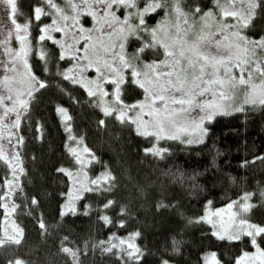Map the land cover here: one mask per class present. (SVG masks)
<instances>
[{
  "label": "trees",
  "instance_id": "16d2710c",
  "mask_svg": "<svg viewBox=\"0 0 264 264\" xmlns=\"http://www.w3.org/2000/svg\"><path fill=\"white\" fill-rule=\"evenodd\" d=\"M137 1L125 3L129 22L137 24L135 33L127 34L124 43L128 77L119 106L130 108L144 95V85L136 84L131 73L139 74L142 61H157L150 49L163 50L160 43L151 41L150 29L179 14L198 19L200 12L193 16L185 8L194 11L196 4L206 3L188 0L184 5L181 0H163L161 7L162 0ZM258 5L243 30L254 37L259 35L264 46V0H258ZM38 6L45 7L44 0H16L14 11L18 20L29 23V62L41 86L30 96L15 134L22 170L18 182L16 178L13 185L8 182L16 186L11 199L14 218L23 226L24 241L19 246L5 245L6 257H22L24 264H72L68 255L59 251L62 244H68L79 246L81 264H121L115 249L103 255L99 247L93 250V242L100 239L120 245L125 264L129 261L126 253L137 246L144 250V258L137 262L133 257L131 264H163L165 259L174 264H198L199 254H204L205 264H236L255 246L264 249V197L259 194V187L264 186V161L252 160L264 153V114L250 116L247 123L239 115L218 116L215 123L206 126L211 132L205 131L202 139L206 135L207 139L200 144L141 133L130 120L105 111L96 88L90 92L67 74L69 58L61 55L57 43L38 37L41 19L34 17ZM118 12L123 14L121 9ZM116 77L117 84L125 78ZM77 154L88 160L79 162ZM213 159L215 167L210 166ZM241 161H248V166ZM79 169L90 179L75 190L73 172ZM178 170L185 177L202 174L196 175L195 181L185 179L181 183L179 177L173 179ZM8 172L0 158V235L1 196ZM225 172L235 176V181L229 183ZM195 182L199 183L192 188ZM245 189H256V195L244 191L242 198L228 202ZM209 195L213 196L214 208L204 207ZM253 200L260 202L253 207ZM161 201L177 203L158 207ZM222 204L231 205L232 218L249 230L228 237L217 235L210 214ZM202 209L207 222L194 219ZM176 247L179 251L174 250ZM208 257L215 262L209 263Z\"/></svg>",
  "mask_w": 264,
  "mask_h": 264
},
{
  "label": "rangeland",
  "instance_id": "374dc122",
  "mask_svg": "<svg viewBox=\"0 0 264 264\" xmlns=\"http://www.w3.org/2000/svg\"><path fill=\"white\" fill-rule=\"evenodd\" d=\"M136 2L44 0L45 7L38 6L34 12L35 19H41L38 37L58 44L61 55L69 58L67 74L90 92L96 88L94 91L105 111L130 120L139 132L156 138L201 140L206 131L205 121L228 104L222 96L236 64L243 67L253 48L261 57L256 67L264 64L262 39L257 40L243 30L244 26L248 27L257 0H243V3L224 0L215 11L200 12L198 19L179 14L177 18L171 16L158 22L150 29V36L163 50L150 49L157 61H142L139 74L131 73L136 84L144 85V88L141 86L144 95L130 108L119 104L123 83L128 77L123 63L124 43L127 34L135 33L137 27L129 22L125 3ZM205 2L206 7L207 0ZM15 6L16 0H0V158L9 168L1 196L0 236L5 239L18 238L20 234L11 199L16 188L11 182L13 185L14 178L18 182L22 170L15 134L30 96L41 86L29 62L30 26L15 17ZM119 9L123 14H119ZM192 21H195L194 26ZM116 74L125 77L119 84L114 79ZM253 89L257 94H264V86L254 84ZM125 91L133 92L131 88ZM62 119L65 120L64 115ZM80 159L88 160L77 154L79 162ZM67 173L72 183V175ZM73 177L75 190L82 189L90 179L81 169L75 170ZM232 214L231 205L211 212L214 223L209 222L217 235L228 237L249 230L240 220L233 219ZM247 252L236 264H264V249L255 246ZM20 258V264H24V259ZM209 259V263L215 262L214 258L211 257V262Z\"/></svg>",
  "mask_w": 264,
  "mask_h": 264
},
{
  "label": "snow or ice",
  "instance_id": "6c2138e0",
  "mask_svg": "<svg viewBox=\"0 0 264 264\" xmlns=\"http://www.w3.org/2000/svg\"><path fill=\"white\" fill-rule=\"evenodd\" d=\"M224 2V0H207V6L205 7L204 5L201 4H196L194 6V11L193 8L186 7L185 11L190 12L193 16L197 12H202L207 11L208 8H211L213 11L216 10V8L219 6L220 3ZM231 2L235 3L236 0H231ZM181 3L184 5L188 4V0H181ZM241 3H243V0H241ZM257 6L258 5V0H257ZM163 7V0H162V5ZM158 9L157 11H159ZM198 18V17H197ZM192 25H195V21H192ZM255 39H260V36L258 35L255 37ZM258 47V46H257ZM250 59L244 61V66L241 67L239 63L236 64L235 68L232 69V78L229 80L228 84L229 86L227 87V90L224 91V95L222 96V99L225 101H228V104L225 105V107L217 113H214L212 116H210L206 121L205 125L207 126L208 124H213L215 123L216 119L218 116H236L239 115L240 118L242 119V122L247 123L248 119L250 116L255 115V114H264V94H257L256 91L253 89V85H261L264 86V64H260L259 67H256V64L259 63L261 57L256 53L255 48L250 50L249 52ZM206 132H211V128L206 127ZM207 139V135L198 141H186V143H196L200 144L203 143L204 140ZM218 148V145H217ZM222 151V150H221ZM262 160L264 161V153H260L259 156H253L252 160ZM242 165L245 167L248 166V161H241L240 162ZM211 167H215V159L211 161ZM198 174L202 173H194L193 175L184 176L183 171H177L173 175V179L175 180L177 177H179V180L181 183H184L185 179L187 180H192L195 181V176ZM225 178L229 181V183L235 181V176L226 173L225 172ZM199 182H195L191 185L192 188H196ZM258 186L260 185V181L257 180L255 182ZM200 187H203L200 185ZM244 191H249L250 196H255L256 195V189H251V190H243L240 193V197L233 196L231 199L228 201L229 203H234L237 199L242 198L244 195ZM259 194L261 197H264V186L259 187ZM260 201L253 200L252 201V206H256ZM177 202L173 201L172 205H169L167 201H161L157 206H174ZM225 205L222 204L220 207H224ZM204 207L205 208H214L213 206V196L209 195L206 200H204ZM251 209H249L250 211ZM183 210H181V213ZM25 214L27 213V210H25ZM196 221L199 222H207L204 221V211L202 209V214H199L198 216L194 217ZM40 226L43 227V221L41 220ZM17 224L19 225V221H17ZM20 227V234L18 238L14 237H9L7 239L3 238L0 236V264H20V257L16 258H11V257H6L5 255V245L7 244H15L19 246L21 243L24 241V235H23V226L19 225ZM139 233L137 232V235ZM215 235V233H212ZM44 233L42 232V237ZM113 235V233H110V236ZM67 237H65L66 239ZM219 239H223L222 237H217ZM173 245H176L177 241L175 237H173ZM85 248H84V255H87L88 249H87V243L88 241L85 240L83 241ZM97 247H99V250L101 254L105 253H112L113 250L115 249V255L117 259L121 260V264H125V262L122 259V250L120 248V245H118L115 241L109 242L108 240L105 239H100L99 241L93 242V250H95ZM175 251H179V249L176 247L174 248ZM11 251V249H9ZM60 252L65 253L68 255V259L72 261V264H81L80 259H79V254H80V248L77 245L75 248L71 247L68 244H62V246L59 248ZM143 251L139 246H137L136 249H134L132 252H127L126 254L129 257L128 264H131V260L134 257L137 262L142 261L144 256H143ZM163 264H174V262H170L167 259L163 261ZM198 264H205L204 260V254L200 255L199 254V261Z\"/></svg>",
  "mask_w": 264,
  "mask_h": 264
}]
</instances>
